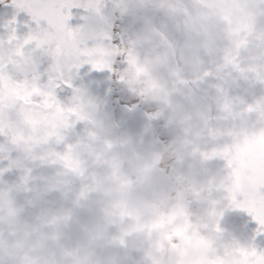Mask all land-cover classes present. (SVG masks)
<instances>
[{
  "label": "clouds",
  "instance_id": "9594fccd",
  "mask_svg": "<svg viewBox=\"0 0 264 264\" xmlns=\"http://www.w3.org/2000/svg\"><path fill=\"white\" fill-rule=\"evenodd\" d=\"M83 2L122 57L111 75L80 71L86 35L32 41L9 68L23 42L0 34V76L17 90H0V264L238 253L249 233L235 206L253 201L228 191L225 150L240 126L264 130V0ZM194 235L204 258L165 239Z\"/></svg>",
  "mask_w": 264,
  "mask_h": 264
},
{
  "label": "snow or ice",
  "instance_id": "6c2138e0",
  "mask_svg": "<svg viewBox=\"0 0 264 264\" xmlns=\"http://www.w3.org/2000/svg\"><path fill=\"white\" fill-rule=\"evenodd\" d=\"M0 4L9 6V0H0ZM10 6L15 9V14L0 25L3 33H7L10 39L21 40L24 43L29 41L43 43L57 34H62L66 39L74 38L73 43H75L81 35H86L88 49L85 56L88 59L80 67V71L89 76L105 72L111 75L117 62L122 60V57L111 52L106 46V41L112 39L107 31L89 30L86 23L88 17L85 13L91 5L84 3L83 0H10ZM22 13L29 17L27 22H21L18 19ZM22 28L26 31L21 32ZM66 86L73 88L77 93L80 92V89L74 88L72 83H67ZM229 169L231 181L230 166ZM22 179L27 182L26 177ZM228 191L232 193L235 191L234 183ZM2 195L0 193V196ZM235 211L246 213L259 225L248 241L240 246L239 251L245 256L253 257L255 264H264V199L258 204L254 201L237 203Z\"/></svg>",
  "mask_w": 264,
  "mask_h": 264
},
{
  "label": "rangeland",
  "instance_id": "374dc122",
  "mask_svg": "<svg viewBox=\"0 0 264 264\" xmlns=\"http://www.w3.org/2000/svg\"><path fill=\"white\" fill-rule=\"evenodd\" d=\"M75 11L76 10H74V12ZM14 14L15 9L10 5L0 8V25H3ZM18 19L21 22H27L29 20V17H27L26 14L22 13L18 17ZM24 31H26V29L22 28L21 32ZM0 34H3L2 28H0ZM15 41L16 39H10V43H15ZM30 43L31 41H29L28 43L23 42L22 46L14 49V56L8 63L9 68H11L16 63V60L19 57H22L24 55V46H27ZM0 90L7 91L10 96L15 95L17 92V90L13 88L9 83H7L2 76H0ZM34 123L39 122L35 121ZM260 142H264V130L250 129L244 126H240L233 133L232 141L226 147L225 154L227 156L228 166L231 167L232 172V180L230 181L231 187L233 186V183L235 184L233 199L236 198L237 195H239L241 197H244L248 201H254L258 194L259 187L261 186V184H264V167L256 163L258 152H260L261 149ZM248 149H252L251 151L253 152V161L251 163V167L247 169L246 162L240 163V157L239 155H235V153L237 152L238 154H240V151H242L244 154H246L247 161L249 160L250 155ZM235 175L237 177L240 176V179L238 181L236 180L237 178ZM17 176L18 174L13 175L11 178L15 179ZM247 177H250L252 184L247 182ZM254 187L256 188L255 191H253ZM239 216L243 220V226L247 229L246 220L248 218V220H250L251 217H249L246 213H239ZM255 231L256 228L254 230H248L249 238L255 233ZM165 239L166 241L171 242V248L173 250H178V248L181 249L180 246L174 242L173 238L169 239L167 236ZM182 241L184 247H190L192 251L199 254L202 258L207 256L210 247L207 240L194 235L191 237V239L182 238ZM214 264H251V261L249 259V256H245L241 251H239L238 253L227 257L221 255V257L217 261H215Z\"/></svg>",
  "mask_w": 264,
  "mask_h": 264
},
{
  "label": "flooded vegetation",
  "instance_id": "af4514ba",
  "mask_svg": "<svg viewBox=\"0 0 264 264\" xmlns=\"http://www.w3.org/2000/svg\"><path fill=\"white\" fill-rule=\"evenodd\" d=\"M262 151H263V155H264V147H263ZM250 224H252V223L250 222ZM256 229H257V228H256Z\"/></svg>",
  "mask_w": 264,
  "mask_h": 264
}]
</instances>
